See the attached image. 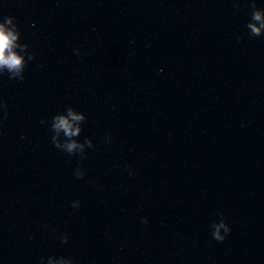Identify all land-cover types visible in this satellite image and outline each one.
Returning a JSON list of instances; mask_svg holds the SVG:
<instances>
[{"label":"water","instance_id":"95a60500","mask_svg":"<svg viewBox=\"0 0 264 264\" xmlns=\"http://www.w3.org/2000/svg\"><path fill=\"white\" fill-rule=\"evenodd\" d=\"M257 11L0 0L25 58L0 71V264H264ZM70 109L85 116L74 137L54 127Z\"/></svg>","mask_w":264,"mask_h":264},{"label":"clouds","instance_id":"9594fccd","mask_svg":"<svg viewBox=\"0 0 264 264\" xmlns=\"http://www.w3.org/2000/svg\"><path fill=\"white\" fill-rule=\"evenodd\" d=\"M253 19L259 21L260 26L257 27L255 23H250L248 27L251 29L252 34L257 36L264 34L262 33V29H264V14L257 11ZM12 23L11 18L7 19L6 22H0V71L7 69L14 74H20L24 70L25 58L15 51L18 47L17 41L20 34L14 28L9 27ZM84 119L85 116L83 114H78L70 109L67 115H59L55 118L54 127L58 132L63 130L67 136L74 137L80 134L81 128L78 122ZM57 146L60 147L59 144ZM65 147L71 152L77 149L83 150L84 145L73 140L66 144ZM78 175L83 177L84 173L79 172ZM148 222V219L145 218L144 223L147 224ZM214 227L213 239L217 241H224L232 232V229L225 222H220ZM221 229H223V234H221ZM65 242H67V237H65ZM51 264H57L55 258L51 260ZM59 264H65V261L61 259Z\"/></svg>","mask_w":264,"mask_h":264}]
</instances>
